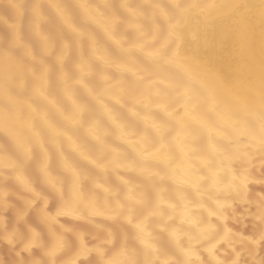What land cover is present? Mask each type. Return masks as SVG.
Segmentation results:
<instances>
[{"label": "bare ground", "instance_id": "1", "mask_svg": "<svg viewBox=\"0 0 264 264\" xmlns=\"http://www.w3.org/2000/svg\"><path fill=\"white\" fill-rule=\"evenodd\" d=\"M209 2L217 7L204 8ZM233 2L260 0H0V165H19L0 167V184L15 193L4 214L9 229L33 197L17 175L48 195L55 214L62 202L47 178L70 201L75 172L81 218L61 215L50 232L36 200L21 231L31 227L48 239L73 228L89 248L108 250L126 238L130 257L154 264H175L189 249L199 264L236 259L259 223L264 158L252 139L259 27L244 48L237 35L226 37L239 27L224 15ZM235 153L240 159L231 172L219 171L218 190L213 173ZM233 175L237 184L246 177L243 199L226 186ZM225 198L232 210L217 221L209 212ZM209 220L219 234L198 238ZM14 244L0 241L6 262L16 259ZM95 259L93 252L81 264Z\"/></svg>", "mask_w": 264, "mask_h": 264}, {"label": "snow or ice", "instance_id": "2", "mask_svg": "<svg viewBox=\"0 0 264 264\" xmlns=\"http://www.w3.org/2000/svg\"><path fill=\"white\" fill-rule=\"evenodd\" d=\"M19 7V6H14ZM188 8H196L200 7V5L192 3L187 6ZM204 8H216L217 5L213 2H209L203 5ZM227 9V12L224 14L226 17L233 19L239 27L233 32L229 30V32L225 33V36L237 35L242 41V48L246 47L248 44V37L250 33H254L255 26L250 23L249 18L241 11V9L247 10L248 5L241 2H233L224 6ZM259 16H260V23H259V47H260V59H259V132L258 137L253 136L252 139L258 141V148L261 153L262 158H264V0H260L259 4ZM175 53H173V57ZM7 92V89H6ZM8 112L5 111L4 119L7 122L8 119ZM243 134V133H242ZM29 158V154H24V159L20 162L25 163ZM240 159V154L235 153L225 159L224 162L221 163L220 169L217 172L213 173L212 176V183L214 187H217L219 190V186L224 184L225 181L219 177V171L227 169L231 172V165L234 160ZM262 163H264V159H262ZM19 165L16 162H4L0 167L3 168H13L15 169ZM41 171L44 173L45 177H48V173L45 168H42ZM17 180L24 183V189L27 192L33 193L32 199H25V208H23L20 212H18V218L23 219L27 208H30L36 200H42L43 205L39 208V217L42 223L49 226V231L51 232V226L57 222V218L61 215H72L76 218H81L80 209H79V199L77 196L78 192V174L74 172V178L72 181V196L70 201L64 200V193L61 188H58L53 178H47V184L50 186L52 192L51 195L54 198H58L62 203L61 206L58 207L55 214H52L48 210V195H42L41 192H36L29 184L23 182L21 177L17 175ZM239 179L236 176H232L230 180L226 182V186L229 189H232L236 192L241 199L244 198L245 194V182L246 177L243 180H240V183H235V181ZM10 191L9 189H5L4 193V203H7V192ZM216 207L213 211L209 212V216L215 215L217 217V221H225L227 219L228 212L232 210V203L229 202L227 198L223 201L216 200ZM71 204V206H70ZM126 219L130 222V217H126ZM256 219L260 225V231L258 232L255 238L249 237L247 238L254 246L256 245H264V195L260 197L259 201V212L257 214ZM63 228V226H61ZM136 228L143 232V228L141 225L137 224ZM30 233L29 239L26 241L25 247L31 248L33 244L37 242L40 237V233L32 229L31 227L28 228ZM73 233L75 239L66 240L63 233ZM198 238L200 239H207L213 233L219 234L217 226L214 225L211 220L207 222L203 227H197ZM14 233H8L5 239H7L10 243L14 238ZM53 235V242L51 245L45 250V255L48 256L52 262L55 264V261L58 256L64 254L66 250L75 249L73 255L69 256L67 259L62 261V264H81V257L87 258L93 252L96 255L95 260L86 261V264H154V262L148 258H145L143 261L136 260L128 255V246L127 241L121 243L118 247L114 246L112 250L105 249L100 247L99 245L89 248L83 239V233L77 232L73 228H65L64 232L59 235L52 233ZM225 240L230 238V229H227L226 225L224 226V235L222 237ZM193 239V237H190ZM107 243H112V233H109V239L106 241ZM146 247H151L150 244L144 242ZM215 245L211 248L207 249L209 254H213V249ZM238 256V253L236 254ZM192 251L191 249L185 252V258L183 260L176 261L175 264H199V257L195 260L192 258ZM163 264H169L168 260L163 261ZM231 264H237L236 260L234 259Z\"/></svg>", "mask_w": 264, "mask_h": 264}, {"label": "clouds", "instance_id": "3", "mask_svg": "<svg viewBox=\"0 0 264 264\" xmlns=\"http://www.w3.org/2000/svg\"><path fill=\"white\" fill-rule=\"evenodd\" d=\"M249 7L247 10L241 9L242 12L249 18L250 23L254 26L259 27L260 23V16H259V4H249L245 3ZM6 187H4L2 184H0V241L7 240L5 237L7 234L11 231V233H14L13 240L15 241L14 247L19 246L20 250L16 252V259L11 260L9 262H6L2 256H0V264H52L50 258L45 255V250L51 245L53 242V238L51 235H49L48 239H45V236L43 234H40L39 239L31 248H26L25 244L26 241L30 237L29 231H21L20 225L24 224L25 227H27V222L23 219L18 218V212H20L23 208L18 209L16 211V220L13 224L12 228L9 229L7 223H6V217L5 213L8 211L10 207H13V205L10 204V197L15 195V193L8 191L7 192V203H4V193H5ZM22 198V197H21ZM27 213H25L26 215ZM24 215V216H25ZM254 238L257 236L258 232L260 231V225L254 224ZM66 240H71L69 238L68 233H63ZM242 249L241 252H237L238 256L236 255V262L237 264H264V256H260L259 259L257 256L259 255V252L261 250H264V245H256L254 246L249 240L242 241ZM33 249L38 250L39 254H35ZM70 250H66L64 254H61L57 257L55 264H62V261L65 259V255ZM236 253V254H237ZM26 254V255H25ZM244 255L247 258L241 259V256ZM234 260V259H233ZM232 260V261H233ZM231 261V262H232Z\"/></svg>", "mask_w": 264, "mask_h": 264}]
</instances>
